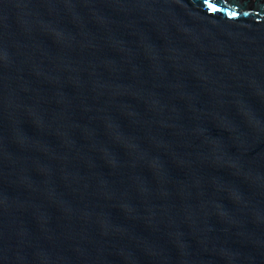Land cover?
Segmentation results:
<instances>
[{"label":"water","instance_id":"water-1","mask_svg":"<svg viewBox=\"0 0 264 264\" xmlns=\"http://www.w3.org/2000/svg\"><path fill=\"white\" fill-rule=\"evenodd\" d=\"M0 264H264V0H0Z\"/></svg>","mask_w":264,"mask_h":264},{"label":"flooded vegetation","instance_id":"flooded-vegetation-1","mask_svg":"<svg viewBox=\"0 0 264 264\" xmlns=\"http://www.w3.org/2000/svg\"><path fill=\"white\" fill-rule=\"evenodd\" d=\"M245 1H247V4H251V5H252V3H253L255 0H245Z\"/></svg>","mask_w":264,"mask_h":264}]
</instances>
